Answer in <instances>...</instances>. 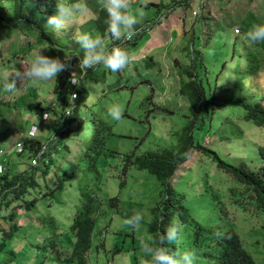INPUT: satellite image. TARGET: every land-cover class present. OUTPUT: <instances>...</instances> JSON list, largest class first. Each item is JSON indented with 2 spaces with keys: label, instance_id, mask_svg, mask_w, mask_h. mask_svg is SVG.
Here are the masks:
<instances>
[{
  "label": "rangeland",
  "instance_id": "374dc122",
  "mask_svg": "<svg viewBox=\"0 0 264 264\" xmlns=\"http://www.w3.org/2000/svg\"><path fill=\"white\" fill-rule=\"evenodd\" d=\"M196 1L194 6L192 5L194 0H130V12L136 14L137 9L143 12L142 16H136L137 23L133 27L134 37L139 34L138 31L145 29L147 31L139 42L128 44V46L133 56L139 54L143 55V57L139 56L140 58H145L144 55H147L149 59H140L141 61L135 62L139 60V57H131L129 60L132 63H128L125 68L121 69V73L125 77L121 78L117 73L120 77V84L117 83L116 73L105 69L102 65L92 72V77L96 78L95 90L98 92H101L102 89L105 90L103 100L111 103L118 102L120 109L129 110L130 116H125L115 123L114 134L108 139L109 147L118 153L114 156L103 157L99 163L103 188L101 195L106 198L118 196L119 205L113 208L109 203H103L101 206L93 247L89 252L91 264H106L109 261L112 264H136V256L139 260L138 264H142V262L145 264V254L141 250V242L148 243L149 241L148 226L152 219V209L159 207L164 192L161 193V185L149 171L139 169L136 165L127 166L126 155L133 151L136 155L144 151H158L175 143L176 135L174 133L183 126L185 120L183 112L187 110L188 102L179 93V73L174 66L177 64L183 67L192 65V54L189 49L193 48V44L197 49V51H193V56L199 59L202 54L205 63L208 64L210 80L206 81V88L208 90V85L215 87L216 100L241 97L254 102L264 97V61L261 62L262 69L260 71L248 74L247 55L251 46L248 40L241 37L247 36L251 30L250 26L264 25L263 0H247L248 4L244 2L245 0H205L201 11L199 8L202 4L200 6ZM202 1L204 0L200 2ZM220 1L223 2V6L215 8L213 15L209 9L211 6H219L216 3L221 4ZM65 2L72 3L73 0H65ZM78 2L85 6V12L77 14L74 23L68 28L56 31L58 40L70 51L66 68L71 70L75 80H78V77L83 74L82 68L77 65V62L71 65L73 58L77 59L83 56L82 50L74 41L75 34L87 32L94 37H100V32L95 25V10L101 7V0H78ZM159 2L162 4H158ZM236 2L238 5L229 7L230 3ZM0 4L7 10L13 11V0H0ZM227 9L229 12L233 11L234 23L238 25V28L245 30H240L238 34L235 33L239 36L234 35L229 23L228 27L222 28L221 14L223 12L226 14ZM203 12L206 13L208 27L218 29L204 46H202L201 27L206 19L202 17ZM223 18L228 19L226 16ZM149 22L151 28H148ZM195 27H197L196 39L192 40L191 36ZM100 38L109 47L118 44L112 43L111 38ZM124 39L127 40L124 37L119 39L123 47L127 45L124 44ZM29 42L36 45L34 39H29L22 33H16L10 39L0 38V77L19 71L36 49L41 48V53L44 55L49 51L47 46L40 45L31 48L26 55H23L21 50ZM258 42L264 45V40ZM188 46L190 48L187 50ZM123 47L122 50H124ZM159 47L163 49L158 50ZM22 55L23 57H21ZM67 57L59 54L57 58L63 60ZM151 60H153L152 63ZM143 72L147 73L141 75ZM126 73L135 75L130 76L127 81ZM151 82L155 84L154 89L149 85ZM132 86L137 88H131ZM72 97L74 98L75 94H72ZM0 98L4 102V104H0V150L3 151V154L0 152V158L1 160L6 158L12 165L18 162L19 167L16 170L20 173L29 169L28 164L32 163L35 156L30 151L19 153L14 147L28 136L31 125L36 124L40 127V124L48 119L44 111L31 110L26 104L31 102L43 104L45 107H55L60 104L61 99L54 92L53 81L32 86L25 79L17 83L13 92H0ZM99 99L100 93L94 94L89 87L88 102L94 103L93 109L98 111L100 110ZM237 111H239L237 106L219 109L215 114L216 119L210 131H208L210 135L206 132L203 137L199 131L198 138L203 140L205 146H208L213 132L222 131L216 137L217 139L223 137L228 143L238 141L242 128L238 124L242 121ZM232 119L235 120L234 123L226 122ZM242 124L248 135L253 134L256 130L255 125L251 122H242ZM247 124L249 127L246 128ZM41 132L44 134L43 141H48L52 136V131L49 129L44 128ZM41 132L37 131V135H40ZM246 141L245 139V142L240 143L242 153L240 156H236L237 159L234 161L243 169H250L245 153L247 149L254 152V145L249 147ZM230 152L234 151L230 150ZM225 153L229 154L228 151ZM189 157L190 159L178 169V176H175L172 183L176 185L177 191L184 196L183 201L189 204L188 207L193 208L192 213H195L199 220L206 224L208 228L206 237L207 240H210L213 238L212 227L216 229L217 235L227 228L224 224L227 219L223 220L220 213L223 208L222 202L229 203H226V207H229L227 211L231 215L232 208L238 207L236 204L238 200L235 202L232 196L233 190L242 192L245 187L241 186L235 177L225 175L216 161L211 157L204 156L202 151L194 150ZM225 158L233 160L235 156L229 155ZM21 163L26 165H20ZM78 182L79 177L68 188L70 195L66 196L65 200L70 202L66 207L69 212L72 210L74 202L80 198ZM211 187L217 193H214ZM223 194L224 196L221 197ZM239 198L241 200L245 197L240 196ZM60 210L62 212L57 214V217L69 224L70 215L65 217L63 207ZM135 213L142 215L141 221L135 228L124 225L123 220ZM33 215L30 213L26 215L30 217L25 218L26 223L30 224L34 230L30 233L31 236L24 235L21 240L17 237L12 243L15 250L19 252L18 264H48V260L51 258L46 257V255L49 256V251H46L45 242L42 243L41 236L42 234L45 236V232L39 230L41 227L36 229L33 226L36 225L33 222ZM242 218L248 222L245 221V223L250 225L245 235L248 242L245 247L256 258L258 256L263 258L258 259V263L264 264V231L254 229L258 222H254L253 219L250 222V215L244 213ZM236 231L244 239L239 226ZM2 263L3 260L0 257V264Z\"/></svg>",
  "mask_w": 264,
  "mask_h": 264
},
{
  "label": "trees",
  "instance_id": "16d2710c",
  "mask_svg": "<svg viewBox=\"0 0 264 264\" xmlns=\"http://www.w3.org/2000/svg\"><path fill=\"white\" fill-rule=\"evenodd\" d=\"M13 1V11L7 10L0 4L1 39H10L14 34L22 33L36 42L35 46L30 42L27 43L21 50L24 53L23 55H26L31 48L41 45L47 46L49 51L46 55L49 57L57 58L59 54L66 57L70 56V51L58 40L57 32L52 31L46 25L47 18L55 12V0ZM200 1H196L200 6L202 4L199 11L205 5V0ZM220 2L221 4L216 3L219 6L210 7L209 11L213 15L215 14L213 11L215 8L223 6V2ZM244 2L247 3L248 1L245 0ZM262 2L264 7V0ZM158 4L161 5L162 3L159 2ZM192 5L195 6V0ZM234 5H238V2L230 3L229 7ZM95 12V25L100 32V37L111 38L112 43H118L113 47L120 48V45L123 47L119 39L105 35L107 15L103 9L98 7ZM224 16L228 19H224ZM202 17L206 19L205 22L203 20L204 23L201 27L202 46H204L218 29L208 27L205 12L202 13ZM220 22L222 28L228 27L229 23L234 35L240 33L238 25L234 23L233 11L229 12L227 9L226 14L223 12ZM148 28H151L150 22ZM252 28L253 26H250V29ZM211 30L212 33H210ZM236 30L239 31L237 34H235ZM242 30L245 31L244 28H241ZM146 31L147 29L138 31L139 34H136V37L134 35L130 40L124 39V44L127 45L123 49L128 53L129 59L131 57H143L139 54L133 56L128 44L139 42ZM196 32L197 27L192 32V40L196 39ZM241 37L248 40L251 46L247 55L248 74L260 71L262 69L261 62L264 61V45L261 42L250 41L247 36ZM188 48L190 47L188 46L187 50ZM160 49L163 48L159 47L158 50ZM193 51H197L194 44L193 48L189 49L192 54V65L183 67L177 64L174 66L179 73V93L188 102L187 110L183 112L185 114L183 126L174 133L176 135L175 143L158 151H144L139 155H136L133 151L126 155L127 166L136 165L139 169L149 171L161 185V193L164 192L159 207L152 209V219L148 226L150 234L148 243L150 242L153 247L166 248L169 254L191 251L195 256L194 264H259L258 259L263 258L260 256L256 258L245 247V244L248 243L245 235L250 225L242 216L244 213L250 215V222L252 219L254 222H258L254 229L264 231V144L260 145L256 135L253 134L252 138V134H246L243 124L239 125L238 122L237 124L242 128L240 139L236 142L228 143L223 137L217 139L216 137L222 131H214L213 135L210 136L208 146H205L203 140H200L198 136L199 131H201L203 137L206 132L210 135L208 131H210L216 119V112L227 106H237L241 121L253 123L257 128L256 133L262 135L264 133V104L262 103L264 99L254 102L241 97L226 98L222 101L216 100L215 87L208 85V90L206 88V81L210 80L208 64L205 63L202 54L199 59L193 56ZM140 57L135 62L141 61L140 59H149L147 55H144L145 58ZM80 58H73L71 65L76 62L79 65ZM152 62L153 60H151ZM129 63H132L131 60H129ZM98 68H100V65H97L93 70L86 71L82 68L83 74L77 80L79 84L70 83V80L73 79V73L68 70L69 68H65L58 73L56 79L53 80V85L54 92L61 99L59 105L45 107L40 103L30 102L26 104L31 110L44 111L47 114L48 119L40 124V132L46 128L52 131V136L48 141H43L42 136L44 137V134L41 132L40 135L24 139L22 153L30 151L37 162V164H34L33 159L32 163L28 164V170L19 173L16 170L19 167L18 162L13 165L10 163L5 164V171L0 177V257L3 260L2 264H18L20 260L19 252L15 250L12 243L17 237L21 240L24 235L31 236L30 233L34 230L25 220V218L30 217L26 216L30 213L34 214L33 222L36 225L33 226L36 229L41 227L39 230L45 232V236L42 234L41 237L43 238L42 243L45 242L46 244V251H49V256L46 255V257H51L48 264H91L89 252L93 247L101 206L103 203H109L113 208L119 205L118 196L106 198L101 195L103 188L101 186L102 175L99 172V163L103 157L114 156L118 153L109 147L108 140L114 134V125L117 121L109 117L106 112L110 106H119V103L104 101L105 90L102 89L101 92L95 90L94 82L96 78L92 77V72ZM115 73L118 77L117 83L120 84V77L125 76H123L121 70ZM145 73L147 72H143L141 75ZM125 75H127L126 79L128 81L130 76L135 74L126 73ZM127 81L125 80V83ZM149 85L152 89L155 88V84L152 82ZM136 86L131 88H137ZM89 87H91L94 94L100 93L99 111L93 109L94 103L90 104L88 102ZM72 94H75L74 98ZM0 104H4L1 98ZM14 108L16 107L14 106ZM121 113L120 119L130 116L129 110L121 109ZM234 121L232 119L226 122L234 123ZM245 139L249 147L254 145V152L247 149L245 153L250 169H243L242 166L225 158L229 155L240 156L242 153L240 143L245 142ZM194 150L202 151L205 156L211 157L216 161L219 168L226 171L227 176L235 177L239 184L245 187L242 192L233 190L232 196L235 202L238 200V203H236L238 207L236 209L232 208L231 215L227 211L229 207H226L229 203L222 202L223 208L220 213L223 220L227 219L224 223L227 228L217 235L216 229L212 227L213 238L210 240H207L206 237L208 231L206 224L199 220L195 213H192L193 208L188 207L189 204L183 201L184 196L177 191L176 185L172 183L178 167L188 160L189 155ZM230 150L234 152H230ZM225 151H228L229 154H226ZM20 165L26 164L21 163ZM78 177L77 187L80 198L74 202L72 210L69 212L66 207L69 206L70 202H66L65 198L70 195L68 188ZM123 183L124 181L122 185ZM206 186L209 187V185ZM211 189L214 193H217L212 187ZM223 196L224 194L221 197ZM240 196L245 198L240 200ZM61 207H63L65 217L70 215L69 224L64 223L61 218L57 217V214L62 212ZM172 225L178 228L176 239L172 242L165 241L160 244L159 236L167 227ZM238 226L244 239L236 231ZM138 261L136 256V264H138ZM144 261L145 264H151L150 257L146 255ZM106 264L112 263L109 261Z\"/></svg>",
  "mask_w": 264,
  "mask_h": 264
},
{
  "label": "clouds",
  "instance_id": "9594fccd",
  "mask_svg": "<svg viewBox=\"0 0 264 264\" xmlns=\"http://www.w3.org/2000/svg\"><path fill=\"white\" fill-rule=\"evenodd\" d=\"M101 8L107 15V20L105 21L107 25L105 35L117 40L121 37L130 40L135 35L133 27L137 23L136 16H142L143 12L139 9L136 10V14L130 12V0H101ZM84 12L85 6L78 2V0H73L72 3H66L65 0H55V12L47 18L46 25L52 31L64 30L74 23L77 14H83ZM247 38L252 42L264 40V25L253 26V28L247 33ZM74 41L79 45L83 52V56L79 60V67L86 71L89 69L93 70L97 65H102L105 69L115 73L118 70L125 68L129 63V55L125 50H122L119 47H109L100 37H94L87 32H80L75 34ZM68 59L69 57L66 59L64 58L63 60L56 57H49L42 54L41 48H38L31 55V58L27 60L26 64L22 65L19 71L0 77V92H13L17 83L22 79L27 80L32 86H36L43 82L53 81L56 79L57 74L62 72L67 67ZM70 83L79 84L75 79H71ZM262 99H264V97L259 100ZM107 113L109 117L116 121L120 120L122 114L118 105L110 106ZM239 125H242V122ZM33 126H37V129L34 134H31L30 130ZM37 131H40V127L36 124L31 125L26 138L35 137L37 135ZM253 134L258 137L260 145H263L264 136L256 133V130ZM253 134L251 135L252 138ZM23 142L24 140L18 142L16 147H14V149L19 153L22 152ZM18 144H21L20 151L17 149ZM0 152L3 154L2 150H0ZM233 156H235V158L230 161L238 164L234 161L237 159L236 155ZM189 159L190 157L188 160ZM34 161H36L35 158L33 163L37 164V162L35 163ZM6 163L10 162L6 160V158L2 160L0 158V177L5 171ZM183 164H181L178 169ZM223 171V173L227 175L226 171ZM175 176H178V173H176ZM141 219L142 215L140 213H135L131 217L124 219L123 224L135 228ZM177 231L178 228L175 225L167 227L158 238L160 244H163L165 241H174L177 237ZM141 250L146 256L150 257L151 264H194L195 261L194 253L191 251L169 254L166 248L153 247L150 242L145 243L142 241Z\"/></svg>",
  "mask_w": 264,
  "mask_h": 264
},
{
  "label": "built area",
  "instance_id": "2783aa9c",
  "mask_svg": "<svg viewBox=\"0 0 264 264\" xmlns=\"http://www.w3.org/2000/svg\"><path fill=\"white\" fill-rule=\"evenodd\" d=\"M236 32L238 33L239 31L238 30H236ZM36 129H37V126H33V128L30 130V133L31 134H34L35 133V131H36ZM18 151H20L21 150V144H18ZM35 163H36V161H34Z\"/></svg>",
  "mask_w": 264,
  "mask_h": 264
}]
</instances>
